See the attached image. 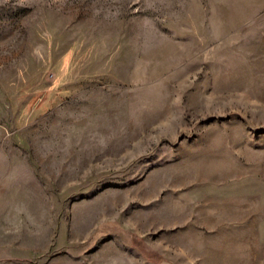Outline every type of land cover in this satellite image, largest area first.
<instances>
[{
	"label": "rangeland",
	"instance_id": "374dc122",
	"mask_svg": "<svg viewBox=\"0 0 264 264\" xmlns=\"http://www.w3.org/2000/svg\"><path fill=\"white\" fill-rule=\"evenodd\" d=\"M13 155L90 264H264V0H0Z\"/></svg>",
	"mask_w": 264,
	"mask_h": 264
},
{
	"label": "crops",
	"instance_id": "0c3cea01",
	"mask_svg": "<svg viewBox=\"0 0 264 264\" xmlns=\"http://www.w3.org/2000/svg\"><path fill=\"white\" fill-rule=\"evenodd\" d=\"M22 160L14 159V155L8 159L6 171L13 176L0 184V264H90L72 245L78 233L85 234L82 242L89 240L87 232L96 219L84 213L79 219L73 216V224L68 219L61 223L60 200L43 185L30 186L20 175Z\"/></svg>",
	"mask_w": 264,
	"mask_h": 264
}]
</instances>
